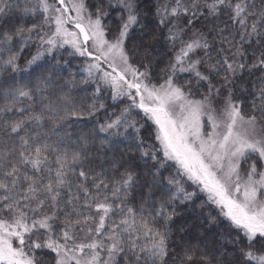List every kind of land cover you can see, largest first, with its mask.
<instances>
[{
  "label": "snow or ice",
  "instance_id": "obj_1",
  "mask_svg": "<svg viewBox=\"0 0 264 264\" xmlns=\"http://www.w3.org/2000/svg\"><path fill=\"white\" fill-rule=\"evenodd\" d=\"M0 264H264V0H0Z\"/></svg>",
  "mask_w": 264,
  "mask_h": 264
},
{
  "label": "trees",
  "instance_id": "obj_2",
  "mask_svg": "<svg viewBox=\"0 0 264 264\" xmlns=\"http://www.w3.org/2000/svg\"><path fill=\"white\" fill-rule=\"evenodd\" d=\"M115 15V13L113 14ZM163 52V47L158 46L157 52L153 54V59H156L159 54ZM28 53H25L24 57L21 59V66L23 67L25 61L28 59ZM167 57H163L162 63L160 64V67H163V62H166ZM159 71V69H157ZM83 77H78L79 79H82ZM245 80L251 81L255 79V76L249 77L247 73L244 77ZM91 91V89H89ZM111 110V109H110ZM247 111V109H246ZM147 134V133H145ZM167 174V173H166ZM200 198L195 201V204L191 206L190 211H185L183 215L177 216L174 218L173 223L171 224V228L175 232H179V228L185 224V222H192L197 225H199V232L193 231V241L195 242V237L199 235L200 233L204 234L205 240L204 242H207L209 244H215L217 241L220 240L221 233H224L225 236L228 235V225L226 223H220L218 225H208L205 221L201 225V218L206 217L207 213L210 211L209 208L205 207L203 211H201L199 205L201 201L205 198L204 195L199 194ZM213 215H216V212L213 211ZM234 235V233H233Z\"/></svg>",
  "mask_w": 264,
  "mask_h": 264
},
{
  "label": "rangeland",
  "instance_id": "obj_3",
  "mask_svg": "<svg viewBox=\"0 0 264 264\" xmlns=\"http://www.w3.org/2000/svg\"><path fill=\"white\" fill-rule=\"evenodd\" d=\"M245 167H247V165H245ZM189 190L191 191L192 189L190 188ZM200 194L204 195L203 193H200ZM204 197H205V196H204Z\"/></svg>",
  "mask_w": 264,
  "mask_h": 264
}]
</instances>
